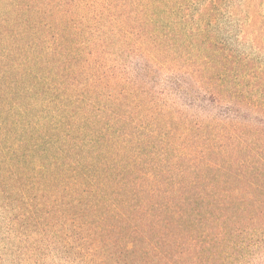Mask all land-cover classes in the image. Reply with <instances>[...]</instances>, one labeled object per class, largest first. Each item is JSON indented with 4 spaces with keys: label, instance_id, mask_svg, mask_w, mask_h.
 Returning <instances> with one entry per match:
<instances>
[{
    "label": "trees",
    "instance_id": "16d2710c",
    "mask_svg": "<svg viewBox=\"0 0 264 264\" xmlns=\"http://www.w3.org/2000/svg\"><path fill=\"white\" fill-rule=\"evenodd\" d=\"M17 40L21 264H264V0H0Z\"/></svg>",
    "mask_w": 264,
    "mask_h": 264
},
{
    "label": "rangeland",
    "instance_id": "374dc122",
    "mask_svg": "<svg viewBox=\"0 0 264 264\" xmlns=\"http://www.w3.org/2000/svg\"><path fill=\"white\" fill-rule=\"evenodd\" d=\"M16 52L0 54V264H21V136L37 165L51 155L55 105L33 93L29 119L21 130V40ZM14 47V46H13ZM50 85V82L48 83ZM233 264H247L245 260Z\"/></svg>",
    "mask_w": 264,
    "mask_h": 264
}]
</instances>
